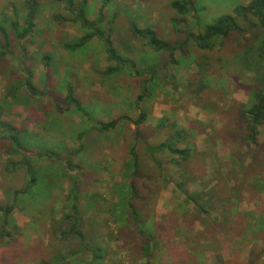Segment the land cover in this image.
<instances>
[{"label": "rangeland", "instance_id": "rangeland-1", "mask_svg": "<svg viewBox=\"0 0 264 264\" xmlns=\"http://www.w3.org/2000/svg\"><path fill=\"white\" fill-rule=\"evenodd\" d=\"M14 1L21 2V0H0V10L7 3ZM171 1L111 0L103 12L105 30L108 29L111 13L127 12L129 18L133 16L138 28L150 27L156 31L160 39L183 41L184 34L176 33L171 22L176 17L175 11L169 5ZM248 2L249 0H193L195 10L187 15L184 24L179 28L198 34L203 27L214 23L219 17L231 14L232 9L238 4L245 5ZM101 5V0H88L90 13L86 17L94 19ZM42 14L46 19L60 14L65 20L66 16L61 6L53 8L48 6L43 9ZM124 18L123 15H118L112 28L113 47L127 54L138 68L156 65L158 69L159 65L165 66L167 74L181 84V87L174 92L168 86L165 90L162 87L161 90L153 91L149 101L140 104L146 112L147 119L139 130L147 137L150 133L148 131H152L160 119L175 124L178 128H187L190 134L188 144L197 152L192 174L198 179L192 185H187L185 190L191 193L217 187L216 191L210 194L208 214L197 216L192 205L183 203L182 191L175 190L174 182L166 178L168 180H165L166 186L162 187L161 184L158 188L153 187L152 183L149 184L147 196L138 207V211L144 225L157 235V241L160 242L151 263L178 264V260H184V264H253L255 260L264 261V125L258 129L256 144L244 145L241 140L243 121L240 117L242 105H247L248 97L256 87L257 80L261 81L257 75L260 71L255 72V70L260 69L262 65L257 69L254 56L259 52L257 50L263 42L259 41L258 44L257 38L253 40L254 37L249 33L243 35L236 44L226 42L221 46V41L217 42L219 44L212 51L198 50L190 42L187 48V55L190 57L188 63L185 59L177 65L170 62L167 53H154L136 40L128 41L123 38L126 33ZM41 26H45L47 34L54 43H57L55 41L59 38L58 34H60V43L83 36L80 27L67 18L60 23L52 22L50 19L41 21ZM198 27L201 30H198ZM87 46L85 50L79 49L73 53L75 56H71L56 45L45 46V50L40 51L31 44L25 45V52L22 51V57L25 59L23 65L19 64L16 67L32 71L36 83L42 84L45 78L48 82V91L60 87L61 107H64L61 102L64 92L61 82L69 80L76 88L77 97L83 100L82 104H96L97 109L92 111L95 120L109 122L122 115L134 120L138 116V110L132 103L139 92L138 79L129 76V73L100 80V72L107 66L103 54L104 45L101 40L93 39V42ZM15 47L19 45L15 44ZM54 48H56V56L49 57L51 64L42 74V64L45 63L42 54L45 51L53 52ZM79 53L81 57L80 55L76 57ZM58 56L62 62L61 66L57 65ZM181 56L178 53L176 58L180 59ZM52 61H54L53 65ZM17 63L15 61L12 65H18ZM198 64L200 66H197ZM188 82L192 87L187 91L183 85ZM200 83L205 89L197 93L195 91ZM5 91L6 84L0 79L1 121L6 124L24 121L29 124L27 120H30V130L38 137H34L31 133L32 138L26 140L27 146L33 148L31 144L46 141L47 148L55 150L61 159L52 166L47 164L40 168L37 179L39 178L44 186L38 184L23 200L26 205L24 213L18 210L12 213L17 230L11 231L10 237L4 240L0 238V264H38L50 260L54 254L61 253L64 249L60 235L58 233L52 235L51 215L49 216L48 211L54 213L58 221L66 210L64 207L67 205L63 203L69 188L67 178L74 173L66 167L63 158L68 150H73L78 144H74L76 142L74 138L73 140L67 138L69 134L67 126H71L73 133L76 130L81 131L83 125L78 126L81 122L79 116L68 111L66 114L59 113L52 103L45 100L37 99L32 106L11 102L8 107V99L5 100L4 97ZM54 96L58 102L59 94ZM18 98L20 100L22 94H19ZM24 116L26 119H22ZM127 128L133 130L134 126L129 120L121 122L119 129ZM116 134L117 131L109 132L102 142L104 145L101 143L97 146L100 150L102 148L105 150L103 153L100 151L97 160L94 158L91 161L87 160L84 155H81V158L72 156L69 158L74 165L85 166L88 169L85 178L81 180L84 182L80 199L81 229L95 237V242L105 248L107 255L103 264H139L140 261H137L131 252L135 240L127 235L130 230L129 223L118 213L107 214V205L104 203H115L119 194L116 185L123 181V177L131 175V171L126 173L123 168L129 159L128 152L131 145L120 140ZM86 141L91 142L88 139ZM151 141L156 143L158 139L154 138ZM139 145L141 149L138 148V151L144 155L143 161L149 160L143 144ZM82 146L84 150H90L92 147L86 142H83ZM157 157L160 162L166 163L169 155L162 153ZM6 161L8 158L5 151L1 150L0 205L2 206L5 204L4 197L8 194L7 191L19 187L23 180V171L17 169L16 173H9L6 168L10 165L7 166ZM90 162L91 164H88ZM44 173L52 177V181L48 182L49 185L57 183V186L53 188V198L47 201L51 203L50 209L44 212L42 208L40 212L39 207H45L46 204L44 195H46L47 182L41 176ZM177 174L176 167L169 166L166 175L172 178ZM143 176L147 174L144 173ZM228 181L232 184L236 182V186L237 183L240 186H237L236 191L240 199L236 203L238 215L235 216L233 226L226 224L227 221L222 218L216 204L220 195L225 193L224 187ZM203 204L202 201L201 205ZM62 253L68 255V252L62 251ZM79 260V256L67 257V262H72L70 264H75L74 262Z\"/></svg>", "mask_w": 264, "mask_h": 264}, {"label": "trees", "instance_id": "trees-1", "mask_svg": "<svg viewBox=\"0 0 264 264\" xmlns=\"http://www.w3.org/2000/svg\"><path fill=\"white\" fill-rule=\"evenodd\" d=\"M110 2L111 0H101L102 5L92 20L86 17L90 13L88 0H21V2L14 1L7 3L0 10V79L6 84L4 97L5 100H10V102L7 101V106L9 107L11 102L26 103L27 106H32V103L37 102V99L41 101L45 100L46 102L52 103L59 113L65 112L66 114L68 111L73 115L79 116L81 122L78 126L83 125L81 131L77 132L76 130L73 133H71V126H67L69 132L67 138H74L76 140L74 144H78L75 145L73 150H68L63 158L66 167L73 171L74 174L67 178L69 188L63 203L67 207H64L66 210L60 215L58 221L54 217V213L52 214L48 211L51 203L47 202L53 198V188L57 186V183L49 185L48 182L52 181V177L47 175V173L41 175L47 184L45 183L46 195H44L46 204L45 207H39L40 212L44 208V212L48 211L49 216L51 215L50 229L52 230V235L57 233L60 235L64 249L61 250V253L54 254L50 260L41 261L38 264H70L72 262H67V257L74 256L80 257L78 262H74L75 264L104 263L107 255L105 248H102L100 244L95 242V237L90 236L81 229L82 214L80 211L82 208L80 199L81 192L84 190V182L81 180L85 178L88 169L85 166L74 165L69 158L71 156L81 158V155H84L90 161L93 158H99L100 151L103 153L105 150L103 148L100 150L97 146L105 141L104 137L109 132L117 131V137L131 145L128 152L129 159L123 166L126 173L131 171V175L129 177H123V181H120L118 186L116 185L119 194L116 196L115 203L110 204L104 202L107 205L106 213L112 215L118 213L120 217L126 218L129 223L128 226L130 227L127 235L135 240L131 252L137 261H140L139 264H152L151 261L154 259V254L160 245L159 240L157 241V235L149 231L148 227L144 225V221H142L141 214L138 211V207L147 196L150 183L153 184V187L158 188L161 184L162 187H165L167 184L165 180L167 179L170 182H174L175 190L182 191L183 203L192 205L197 216L208 214L210 194L215 192L217 188L212 187V191L201 190L191 193L185 190L187 185H192L198 179L192 174L193 162L197 152L188 144L190 134L187 128H178L177 125L160 119L156 122V126L152 128V131H148L150 133L147 137L142 135V132L139 130V127L147 119L146 112L140 104H145V101H149L153 91L162 89V87L165 90V87L168 86L174 92L181 87V84L176 82L173 76L167 74L168 72L164 68L165 66L161 65V67L159 65L158 69L156 65L138 68L136 63L128 58L127 54H123L119 48L116 49L115 46L113 47L112 28L116 23L118 15L125 17L123 22L126 33L123 38L128 41L136 40L154 53H167L170 57V62L172 64L176 63L177 65H180L181 61L185 59H187L186 62L190 59L189 55H187V48L190 42L198 50L212 51L219 44L217 42L221 41V46L226 42L228 44H236V41L240 40L246 33L252 34L254 37L253 40L257 38L258 44L259 41H262V46L257 50L259 52L254 56L257 69L262 65L260 69L255 70V72L260 71L259 73L261 74L257 73V75L261 81L257 80L256 87H254L251 95L248 97L249 101L247 105H242L240 114L243 121L242 143L244 145L256 144L259 133L258 129L264 125V0H249L245 5L238 4L232 9L231 14L219 17L214 23L203 27L202 31L198 34H196L197 32L183 31L179 28L184 24L187 15H190L195 10L193 0H172L169 5L176 14V17L171 20L174 31L176 33H183L185 37L180 42L160 39L155 33L156 31L150 27L138 28L133 21V16L129 18L130 15L128 16L129 13L127 12L120 13L118 11L111 13V19L108 22L109 26L106 31L103 12ZM48 6L51 8L61 6L63 13L66 15L65 20L60 14L46 19L42 12ZM124 9L126 8L124 7ZM66 18L80 27L83 36L60 43V34H58L59 38L55 41L57 43L52 42V39L46 32L45 26H41V21L45 22L50 19L52 22L60 23L66 21ZM198 30H201L200 27H198ZM93 39L102 41L104 45L103 54L107 62L106 68L100 72V80L101 78L110 79L128 75L129 73V76L138 79L139 92L132 103L138 110V116L134 120L128 118L127 115L111 119L109 122L95 120L92 111L97 109L96 104H82L83 100L81 101L78 98L79 96L77 97L75 94L76 88L72 86L73 83L69 80L68 82H61V86L64 87L61 101L64 107H61L60 87L48 91V82L45 78L42 84L36 83L35 77L33 78L31 74L32 71H26L25 69L16 67L19 64L23 65L25 59L22 57V53L25 52V45L29 46L31 44L37 51L45 50V46L48 45H56L68 55L75 56L73 53L79 49L85 50L88 47L87 45L93 42ZM22 43L24 45H21ZM15 44L17 46L19 45V47H15ZM178 53L182 55L180 59L176 58ZM54 56H56V48L53 49V52L45 51L42 54V59L45 61L42 64V74L45 72L46 67H49L51 64L49 57ZM58 58L57 65L61 66L62 62L59 56ZM15 61L18 62V65L13 66L12 64ZM197 66L200 65L198 64ZM191 87L192 84L190 82L183 85V88L187 91ZM204 89L205 87L200 83L197 91H193L198 93ZM19 94H22L20 100L18 98ZM56 94H59L58 102L54 96ZM40 113L43 112L40 111ZM125 120H129L132 123L134 126L133 130L129 129L130 127L126 130L119 129L121 122ZM27 121L30 123V120ZM26 123L20 121L19 124L17 123L18 125H11L4 123L0 118V151H5V155L8 158V161L5 163L7 166L10 165L6 170L11 174L16 173L17 169L23 171L21 185L12 190H8V194L4 197L5 204L3 206L0 205V238L2 240L10 237L11 231L17 230L15 221L12 218L14 210L24 213L26 205L23 203V200L29 196V193L35 186H38V184L44 186V184L40 183L39 178L37 179L41 171L40 168L45 167L47 164L52 166L54 162L61 160L55 150L47 148L46 141L44 143L35 142L31 144L33 148L30 145L29 147L27 146L26 140L29 137L32 138L31 133H33L34 137H38V135L32 132V130H29ZM86 128L87 130L85 131ZM154 138H157L158 142L153 143L151 139ZM85 139L91 140V142ZM83 142L89 145L91 144V149L84 150L82 146ZM139 144H143V149L149 160L143 161L142 158L144 155H141L138 151V148L141 149ZM101 145L104 144L102 143ZM83 151L85 152L83 153ZM162 153L169 155L166 163H162L157 159V156ZM232 156L233 153L230 157L232 158ZM88 164H91V162ZM169 166H174L177 169L178 174L172 178L166 175ZM144 173L147 176H143ZM237 186H239L238 183ZM237 186L236 182L232 184L228 181L224 187L225 193L220 195L219 201L216 202L222 218H225V221H227L225 223L232 226L235 223V216L238 215L236 212V203L240 197H237ZM202 201L204 202L203 205H201ZM56 223L58 224L57 226ZM62 251L68 252V255H65ZM177 263L184 264L185 261L178 260ZM253 264H264V261L255 260Z\"/></svg>", "mask_w": 264, "mask_h": 264}, {"label": "crops", "instance_id": "crops-1", "mask_svg": "<svg viewBox=\"0 0 264 264\" xmlns=\"http://www.w3.org/2000/svg\"><path fill=\"white\" fill-rule=\"evenodd\" d=\"M14 104V103H13ZM22 119H26V117L24 116ZM19 124V123H18ZM27 124V126H28V129L30 130L31 129V126H30V123L28 124V123H26ZM11 125H17V123H12Z\"/></svg>", "mask_w": 264, "mask_h": 264}]
</instances>
